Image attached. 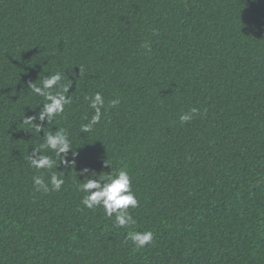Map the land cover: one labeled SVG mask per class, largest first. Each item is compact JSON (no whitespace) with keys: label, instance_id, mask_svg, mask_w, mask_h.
Segmentation results:
<instances>
[{"label":"trees","instance_id":"1","mask_svg":"<svg viewBox=\"0 0 264 264\" xmlns=\"http://www.w3.org/2000/svg\"><path fill=\"white\" fill-rule=\"evenodd\" d=\"M57 71L73 99L45 130L78 156L44 193L26 159L44 133L23 121L43 103L29 82ZM111 167L132 177L131 227L81 204L82 170ZM0 264H264V0H0Z\"/></svg>","mask_w":264,"mask_h":264},{"label":"clouds","instance_id":"2","mask_svg":"<svg viewBox=\"0 0 264 264\" xmlns=\"http://www.w3.org/2000/svg\"><path fill=\"white\" fill-rule=\"evenodd\" d=\"M147 45H145L146 47ZM83 69L78 75H75V82L82 76ZM64 73L57 71L44 78L39 85L29 82L28 88L35 96L43 98V103L38 107L39 112L31 117H25L24 123L35 125L36 131L44 134L43 142L34 145L30 154L26 157L30 166L37 171L47 170L50 172V180L46 181L43 174L33 176V185L36 191L44 193L59 192L65 184L63 175H58L53 169H58L59 165L69 168L75 165V157L78 156L76 148L73 147L72 140L65 128L55 127L54 130L46 131L49 125L53 124L56 117L62 116L66 106L72 103L70 89L74 79L69 84L63 83ZM88 107L94 110V114L88 119L87 123H82L80 131L89 133L94 126L99 124L103 110L105 109V100L100 92L84 98ZM119 99H113L108 102V107H115L119 104ZM42 105V107H40ZM36 107V108H38ZM36 108H33L34 110ZM198 108H190L188 112L180 116L181 123H187L199 115ZM87 119V118H86ZM39 121V123H36ZM49 152L53 155L48 154ZM71 153L72 159H69ZM106 166H111L108 161ZM63 173V171H60ZM84 176L76 184L79 192L84 193L81 204L88 209L102 207L105 215L109 218L115 214V224L119 227H131L136 221L128 209L136 208L139 201L135 192L132 190V177L127 167L112 169L108 175L103 172L97 173L94 170L84 168L81 172ZM130 239L137 248H143L154 240V234L151 231H134L128 233Z\"/></svg>","mask_w":264,"mask_h":264}]
</instances>
